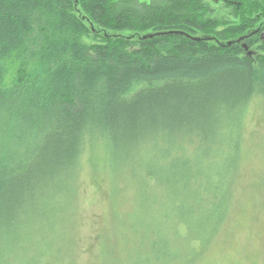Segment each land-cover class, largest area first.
<instances>
[{
    "label": "trees",
    "instance_id": "obj_1",
    "mask_svg": "<svg viewBox=\"0 0 264 264\" xmlns=\"http://www.w3.org/2000/svg\"><path fill=\"white\" fill-rule=\"evenodd\" d=\"M225 1L231 24L208 0H0V264H70L96 145L111 197L132 199L102 264L203 257L264 107V0Z\"/></svg>",
    "mask_w": 264,
    "mask_h": 264
},
{
    "label": "rangeland",
    "instance_id": "obj_2",
    "mask_svg": "<svg viewBox=\"0 0 264 264\" xmlns=\"http://www.w3.org/2000/svg\"><path fill=\"white\" fill-rule=\"evenodd\" d=\"M208 1L215 9L213 14L221 16L222 24L237 20L225 0ZM262 22L264 17L256 27H263ZM90 33L83 38L88 44L94 42L95 32ZM260 36L264 40V31ZM256 46L249 50L255 53ZM245 130L241 167L228 217L203 257L194 264H264V185L260 184L264 177V107L256 102L249 109ZM97 148L98 145L86 154L77 180L73 231L75 248L70 264H102L101 242L110 240L103 237L116 236V219L112 211L117 204L119 212L124 214L131 206L132 199L127 193H120L117 200L111 197L105 173L89 163L87 157L93 158ZM115 236L112 239L118 241ZM120 254L123 255L121 245Z\"/></svg>",
    "mask_w": 264,
    "mask_h": 264
},
{
    "label": "water",
    "instance_id": "obj_3",
    "mask_svg": "<svg viewBox=\"0 0 264 264\" xmlns=\"http://www.w3.org/2000/svg\"><path fill=\"white\" fill-rule=\"evenodd\" d=\"M245 48L248 49V46L244 44ZM252 54V51H249V55Z\"/></svg>",
    "mask_w": 264,
    "mask_h": 264
}]
</instances>
